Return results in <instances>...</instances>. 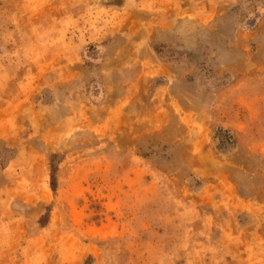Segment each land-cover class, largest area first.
<instances>
[{
	"label": "rangeland",
	"instance_id": "rangeland-1",
	"mask_svg": "<svg viewBox=\"0 0 264 264\" xmlns=\"http://www.w3.org/2000/svg\"><path fill=\"white\" fill-rule=\"evenodd\" d=\"M0 264H264V0H0Z\"/></svg>",
	"mask_w": 264,
	"mask_h": 264
}]
</instances>
